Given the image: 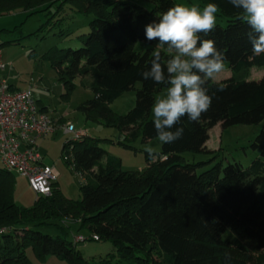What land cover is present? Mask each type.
Returning a JSON list of instances; mask_svg holds the SVG:
<instances>
[{"label": "trees", "instance_id": "1", "mask_svg": "<svg viewBox=\"0 0 264 264\" xmlns=\"http://www.w3.org/2000/svg\"><path fill=\"white\" fill-rule=\"evenodd\" d=\"M145 1L150 8L121 0H0V13H34L69 4L78 13L91 14L81 46L53 47L43 56L64 96L72 92L73 80L82 78L93 95L79 107L86 119H104L127 139L146 142L157 137L147 116L154 94L166 85L141 76L158 46L146 40L145 26L178 3ZM201 1L218 5L217 13L226 18L224 26L216 24L207 36L199 35L215 42L232 73L205 85L212 97L208 111L197 122L183 117L176 126L184 128L183 137L161 144L160 157L155 162L148 157L141 172L122 170L120 159L90 135L66 140L64 159L84 177L78 201L64 197L55 182L49 196H36L30 208L21 207L13 198V174L1 168L0 264H33L29 251L38 261L53 255L68 264H86L75 242L65 236L66 220L88 231L85 240L96 235V241L110 242L111 252L99 260L102 263L264 264V74L257 80L235 77L251 67L264 68V54H253L251 28L239 19L241 9L228 0ZM172 54L167 46L161 48V62L166 64ZM137 82L141 86L132 108L123 115L113 113L109 104ZM216 124H261L251 141L259 156L247 167L214 163L201 171L207 161L186 162L182 152H210L205 143ZM46 224L55 225L62 235L37 230Z\"/></svg>", "mask_w": 264, "mask_h": 264}, {"label": "rangeland", "instance_id": "2", "mask_svg": "<svg viewBox=\"0 0 264 264\" xmlns=\"http://www.w3.org/2000/svg\"><path fill=\"white\" fill-rule=\"evenodd\" d=\"M150 8L151 4L145 0H121ZM184 6H198L201 10L206 5L201 0H176ZM42 9V8H41ZM91 14L78 13L69 4L62 7L50 6L47 10L28 12L22 9L0 13V44L2 59L10 63L11 68L4 71V76L14 87L31 86L34 99L39 107H45V112L53 119L63 118L70 122L75 130L84 129L87 135L99 139V146L109 154L116 156L121 161V169L125 171L141 172L146 166L148 154L144 151L145 145H150L158 152L161 143L157 137L143 142L140 138L129 140L115 127L107 125L104 119H86L80 110L81 104L93 98L89 89L81 83V77L73 80L72 92L64 96V90L58 76L46 60L43 54L50 48H77L81 46L80 36L89 30L88 22ZM217 23L226 24V18L216 14ZM9 41H16L7 43ZM231 70L225 62V69L212 80L219 82L231 76ZM264 74V68L251 67L235 75L236 78L245 80H257ZM140 83L122 93L110 104V110L119 115L125 114L134 105L135 92L140 88ZM166 87L154 94V99L161 95ZM154 102V100H153ZM152 108V106H151ZM151 108L147 118L153 121ZM57 123V122H56ZM65 122L61 123L62 125ZM60 126L57 124V127ZM261 124L244 125L237 124L221 128L214 125L208 131L206 145L210 152H182L186 162H206L201 170H205L214 163L226 165L227 163H239L247 167L253 159L259 156V151L253 149L251 141L260 131ZM72 134L64 133L59 127L46 138L37 140V147L44 155V162L53 165L58 173L57 186L62 195L74 201L81 199L80 185L84 177L77 173L71 163L67 164L61 151L62 144L71 139ZM120 142V143H118ZM126 144V146H124ZM3 168L0 160V169ZM13 198L17 205L30 208L36 195L29 188L27 180L17 174H13ZM66 238L73 240L75 235L87 237L88 231L80 228L78 223L66 220ZM51 236L62 235L61 231L53 224L41 225L37 229ZM230 236V235H229ZM231 237V236H230ZM75 249L87 261L86 264H136L134 261L117 262L112 259L108 263L99 260L111 252L112 246L108 241L83 240L75 243ZM33 264H68L65 260L53 255H47L43 261H38L29 251Z\"/></svg>", "mask_w": 264, "mask_h": 264}, {"label": "clouds", "instance_id": "3", "mask_svg": "<svg viewBox=\"0 0 264 264\" xmlns=\"http://www.w3.org/2000/svg\"><path fill=\"white\" fill-rule=\"evenodd\" d=\"M241 9L239 19L246 23L253 54H264V0H228ZM215 3L198 6L177 4L160 14L157 21L145 26L148 41H157L150 68L141 73L144 80L166 85L164 92L155 97L151 112L157 139L161 144H171L181 139L184 128L176 127L183 117L197 122L212 103L205 85L225 69L224 54L217 50L212 39H201L216 28ZM199 44V46H198ZM173 53L163 64L161 48ZM223 91V88L219 89ZM175 129V130H173ZM144 151L155 162L160 153L150 145Z\"/></svg>", "mask_w": 264, "mask_h": 264}, {"label": "built area", "instance_id": "4", "mask_svg": "<svg viewBox=\"0 0 264 264\" xmlns=\"http://www.w3.org/2000/svg\"><path fill=\"white\" fill-rule=\"evenodd\" d=\"M9 68L11 64L3 61L0 48V160L5 171L24 177L36 196H49L58 173L44 162L37 140L52 134L57 123L37 105L30 85L20 90L11 87L3 74ZM60 128L72 134L67 141L87 136L84 129L75 130L70 122ZM91 238L98 240L96 235ZM83 240L82 235L73 237L75 243Z\"/></svg>", "mask_w": 264, "mask_h": 264}, {"label": "crops", "instance_id": "5", "mask_svg": "<svg viewBox=\"0 0 264 264\" xmlns=\"http://www.w3.org/2000/svg\"><path fill=\"white\" fill-rule=\"evenodd\" d=\"M11 85V84H10ZM11 87L13 88V89H17V90H20V89H23V88H25V87H14L13 85H11ZM40 108H42V107H40ZM56 122H57V124H59L60 126L62 125L61 123H63V122H67V121H65L63 118H58V119H54ZM60 126H58L57 128H59ZM56 128V129H57ZM205 147H206V149H208V150H210L211 151V149H209L208 147H207V145H206V143H205Z\"/></svg>", "mask_w": 264, "mask_h": 264}]
</instances>
